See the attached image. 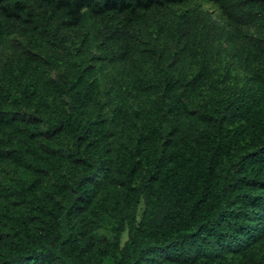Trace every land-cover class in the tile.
<instances>
[{
	"label": "trees",
	"instance_id": "obj_1",
	"mask_svg": "<svg viewBox=\"0 0 264 264\" xmlns=\"http://www.w3.org/2000/svg\"><path fill=\"white\" fill-rule=\"evenodd\" d=\"M193 1L0 0V264H264V0Z\"/></svg>",
	"mask_w": 264,
	"mask_h": 264
},
{
	"label": "rangeland",
	"instance_id": "obj_2",
	"mask_svg": "<svg viewBox=\"0 0 264 264\" xmlns=\"http://www.w3.org/2000/svg\"><path fill=\"white\" fill-rule=\"evenodd\" d=\"M200 7L202 8L204 11L206 12H210V13H214L216 14L218 11L216 10V6L213 5L211 2L209 1H205V0H195L193 2H191L187 7H181V9H186L189 7ZM247 31L249 32L250 35H255V29L253 27H249L247 29ZM11 43L14 44L15 47H17L19 50H24L26 49V44H25V40L22 37L16 36V37H11ZM223 48L227 47V44H223L222 45ZM12 53V49L11 48H2L0 47V56L3 60H6ZM60 74V69H49L47 71V76H49L50 78H57L59 77ZM143 203L140 205L139 208V212L138 214L140 215L143 211ZM98 235H106L108 237H112L113 232H112V224L111 222L108 220L106 221L102 227L98 230ZM128 238V230L126 229L123 233H122V237H121V245L124 244V242L127 240ZM106 264H114L113 259H107L106 260Z\"/></svg>",
	"mask_w": 264,
	"mask_h": 264
}]
</instances>
